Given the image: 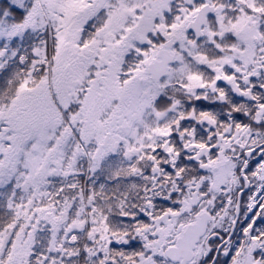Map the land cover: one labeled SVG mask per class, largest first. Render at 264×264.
Returning <instances> with one entry per match:
<instances>
[{"label": "snow or ice", "instance_id": "1", "mask_svg": "<svg viewBox=\"0 0 264 264\" xmlns=\"http://www.w3.org/2000/svg\"><path fill=\"white\" fill-rule=\"evenodd\" d=\"M0 264H264V0H0Z\"/></svg>", "mask_w": 264, "mask_h": 264}]
</instances>
